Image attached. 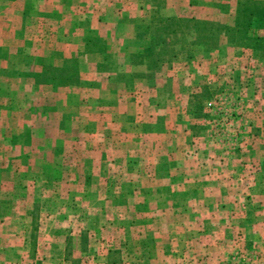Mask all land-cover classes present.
Masks as SVG:
<instances>
[{"label": "rangeland", "instance_id": "374dc122", "mask_svg": "<svg viewBox=\"0 0 264 264\" xmlns=\"http://www.w3.org/2000/svg\"><path fill=\"white\" fill-rule=\"evenodd\" d=\"M240 1L0 0V264H264V51L166 24Z\"/></svg>", "mask_w": 264, "mask_h": 264}, {"label": "trees", "instance_id": "16d2710c", "mask_svg": "<svg viewBox=\"0 0 264 264\" xmlns=\"http://www.w3.org/2000/svg\"><path fill=\"white\" fill-rule=\"evenodd\" d=\"M257 22H264V2L242 0L239 3L234 27L223 26L211 22L198 20H166V24L176 26L173 34H179L184 31L182 27L194 33L192 42L193 47L205 46L209 49H216L222 35H226L230 44L244 48H252L253 50L264 51V37L253 36L251 29ZM162 27H156L154 31L147 33V39L150 44L146 49L147 57H154L162 60V46H171L162 36ZM150 37V38H149ZM158 49H161L158 51ZM215 92L205 86L200 94L193 96L190 106V115L195 119L207 120L211 116V108L205 105L214 98ZM212 107V106H211Z\"/></svg>", "mask_w": 264, "mask_h": 264}]
</instances>
